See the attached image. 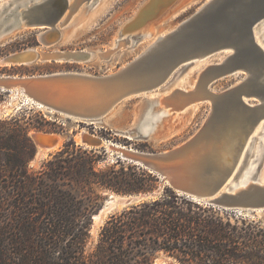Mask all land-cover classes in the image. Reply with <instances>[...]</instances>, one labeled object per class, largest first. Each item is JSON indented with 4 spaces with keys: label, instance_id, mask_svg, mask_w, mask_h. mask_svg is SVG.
<instances>
[{
    "label": "water",
    "instance_id": "95a60500",
    "mask_svg": "<svg viewBox=\"0 0 264 264\" xmlns=\"http://www.w3.org/2000/svg\"><path fill=\"white\" fill-rule=\"evenodd\" d=\"M82 1L85 4L92 3V0H80L72 5L70 0H0V45L4 43L5 37L24 27H51L57 30L69 12V6L72 13ZM165 1L167 4H173L176 0ZM166 8H157L154 0H149L133 18L146 19L145 23L148 17L155 13L159 15ZM145 9H148L149 13H144ZM262 24L264 0H209L177 27L159 36L116 72L104 75L75 71L1 75L0 90L9 94L23 90L34 104L50 111L65 114L69 118L94 121L103 118L126 98L144 94L149 96L151 91L163 86L174 69L186 60L192 62L195 58L229 48L232 53L222 63L211 65L205 70V77L202 79L203 95L191 98L196 100L210 97L213 102L211 115L198 133L166 151L144 152L135 156L138 158L129 157L130 159L123 158L121 154L118 156L144 165L161 178L162 185L167 183L179 193L224 209L264 216V184L260 182V177H255L252 173L249 178L252 181L247 186H239L242 171L238 170L232 177L236 164L235 156L225 155L233 152L238 154L237 151L243 148L244 141L252 135L256 124L264 118V49L254 36V27ZM124 29L125 27L122 31ZM121 32L117 35L118 38H121ZM142 36L139 33L136 41L140 42ZM235 36L238 41L232 39ZM90 54L83 50H70L66 52V58H86ZM59 56L60 54H56L52 59L57 60ZM36 59H39V54L23 50L5 56L0 62L5 65L25 64ZM239 67L247 74L250 73L251 77L256 76L257 81L253 82L254 79L248 77L244 82L222 93L210 91L207 86L210 81ZM255 85H260L261 88L254 90ZM244 95L258 99L259 103L251 105L245 102ZM146 102L150 106L159 104L158 99L154 97H149ZM183 105L185 104L182 103L172 111H178ZM146 112L138 128L139 132L132 130L133 133L148 135L152 131L144 129L147 124L153 126L150 117L153 112ZM221 130L229 133L230 140L227 144L218 141V132ZM38 133L39 135L33 137L37 147L56 143L57 138L54 135L57 133ZM43 134L47 135L46 143L43 141ZM203 137H208V140L203 141ZM91 143L102 144L99 139H93ZM198 150L204 151L202 158L192 156ZM186 162L198 166L192 171L183 172L180 169ZM244 162L243 160L241 166ZM161 190L162 187L153 192L133 194L108 192L105 203L92 217L93 224L96 215L104 207H108L111 201H115L116 196L120 197L118 201L122 202L125 208L156 197Z\"/></svg>",
    "mask_w": 264,
    "mask_h": 264
},
{
    "label": "trees",
    "instance_id": "16d2710c",
    "mask_svg": "<svg viewBox=\"0 0 264 264\" xmlns=\"http://www.w3.org/2000/svg\"><path fill=\"white\" fill-rule=\"evenodd\" d=\"M25 119H0V264H155L161 252L177 264H264V217L179 193L139 164L118 157L98 167L94 149L70 140L30 171L37 150L30 131L59 130L42 114ZM161 187L158 196L112 214L86 251L101 191Z\"/></svg>",
    "mask_w": 264,
    "mask_h": 264
},
{
    "label": "rangeland",
    "instance_id": "374dc122",
    "mask_svg": "<svg viewBox=\"0 0 264 264\" xmlns=\"http://www.w3.org/2000/svg\"><path fill=\"white\" fill-rule=\"evenodd\" d=\"M149 0H92L91 4H81L80 9L71 16L67 24H60L59 39L52 45L46 46L41 43L39 37L45 28L24 27L18 31H14L5 37L4 43L0 45V60L9 54L27 50V49H43L46 51H78L85 50L92 52L90 59L80 60H40L25 64H2L0 62L1 75H29V74H45L58 71H75L93 75H104L116 72L129 61L138 56L152 42L157 35L165 34V32L177 27L183 20L191 16L199 7L208 0H176L175 3L166 6L165 11L159 15L157 13L148 17L147 21L136 20L142 25L132 28L135 23V16L139 10ZM159 1V0H158ZM161 5L162 2H157ZM159 8V7H157ZM134 17V18H133ZM146 18V17H145ZM131 28L125 33L142 34L149 33V36L143 37L140 42H134L133 39L119 40L117 35L123 28ZM261 34L264 38V24ZM124 29V30H125ZM124 32V31H123ZM138 39V37H136ZM106 53L105 57L98 56V53ZM227 50L217 52L208 56L204 60L198 62L193 61L189 64L179 66L167 79V81L156 91L148 95L132 96L124 99L115 108H113L105 117L94 121H83L80 119L69 118L66 115L49 112L40 109L36 105L29 103L23 94L7 93L0 90V119L7 118L12 115H20L21 117H29L39 119L41 114L49 121L55 123L58 128L57 133L62 138L61 145L55 150L48 152L44 156H37L38 147L36 146V154L29 162V170L36 172L40 170L45 161L51 159L53 155L64 147V144L70 140H74L76 145L84 146L88 149H94L102 158L98 167H104L113 163L119 156L117 147L121 145L131 147L145 152H162L170 148L178 146L188 139L192 138L206 124L209 119L213 107V103L209 100L199 101L195 104H188L185 108L178 111H172L173 105L179 103V97L176 95V89L186 92L192 90L199 91L203 70L209 64H217L223 62L227 56ZM247 78V73L243 70L220 77L214 82H209L207 86L213 92L221 93L229 87L241 82ZM182 87H178L180 82ZM149 97L158 99L159 104L148 105L146 102ZM171 106L166 107L167 99ZM249 104L259 103L258 99H248L244 97ZM251 102V103H250ZM148 106V109H147ZM185 106V105H183ZM182 106V107H183ZM179 107V106H177ZM181 107V108H182ZM180 108V109H181ZM28 109V110H27ZM31 109V110H29ZM152 110L153 126L160 130L161 136L158 138H149L146 135L132 133V130H138L140 123L145 117L146 111ZM164 111V112H163ZM163 112V113H162ZM156 120V121H155ZM38 132L34 129L30 134ZM45 132V131H44ZM87 132L97 138L102 139V144L88 146L79 142V135ZM164 132V133H163ZM157 133V132H156ZM132 136L130 137L129 135ZM239 139V137H238ZM230 140L229 133L222 131L218 135V141L223 144ZM112 149H109L110 143ZM257 155V156H256ZM254 160L253 174L264 180V124L263 128L252 141V145L247 151L244 163L240 167V172L246 173V162ZM128 161V160H127ZM132 162V161H128ZM135 163V162H132ZM137 164V163H136ZM145 167L142 164H139ZM146 168V167H145ZM252 171V170H251ZM248 172V174L251 173ZM162 184V183H161ZM103 194L102 205L108 198L107 192L101 191ZM122 210V209H121ZM109 213L104 222L99 226L97 233H94L91 227L89 241L86 251L91 252L98 240L99 233L106 220L114 213ZM237 211V210H236ZM240 212V211H239ZM248 215H253L244 211ZM5 211L0 212V224L5 220ZM264 217V216H257ZM160 257V258H159ZM155 264H177L171 256L164 253H158L155 258Z\"/></svg>",
    "mask_w": 264,
    "mask_h": 264
},
{
    "label": "bare ground",
    "instance_id": "6f19581e",
    "mask_svg": "<svg viewBox=\"0 0 264 264\" xmlns=\"http://www.w3.org/2000/svg\"><path fill=\"white\" fill-rule=\"evenodd\" d=\"M76 1H79L80 2V0H70V5H72L73 3H75ZM209 1V0H208ZM148 2V1H147ZM157 2H162V4L160 5H158L157 4ZM154 3H155V5H156V7H159V8H165L166 6H168L169 4H167L166 3V1L165 0H154ZM81 4H83V1L79 4L78 3V5L80 6ZM79 6H78V8H79ZM77 8V9H78ZM70 9H71V7L69 6V12H68V14H66L65 15V17L62 19V23H60V24H67L69 21H70V19H71V16H73V14L76 12V10L77 9H75L72 13H71V11H70ZM144 13H149V10L148 9H145V11H144ZM144 13H143V15H144ZM70 15V16H69ZM69 16V17H68ZM145 18V17H144ZM137 20H142V18L140 19L139 17H138V19ZM135 23L132 25V28H133V30H134V28H136V27H138V26H140V25H142L141 23H139V22H136V20L134 21ZM129 30H131V28H127V29H125L124 30V32L122 31H120L121 32V38H119V40H121V41H123V40H126L127 38H130V39H133V41L134 42H136V40H137V38L136 37H138V34H129V35H126L125 36V33L127 32V31H129ZM133 30H131V31H133ZM170 31V30H169ZM169 31H167V32H165V34H167ZM261 32H262V28H260V26L259 27H254V36H255V38H256V40L258 41V43L262 46V48L264 49V38H263V34H261ZM165 34H160V35H157L156 37H155V39L152 41V42H150V44L149 45H151L159 36H161V35H165ZM147 36H149V33H143V36H142V38H141V40L143 39V37H147ZM59 37H60V31H58V28H57V30H54V29H51V27H49V28H45V30L40 34V41H41V43L42 44H44V45H46V46H50V45H52V44H54L58 39H59ZM233 40H236V41H238L237 40V36H235L234 38H232ZM148 45V46H149ZM147 46V47H148ZM146 47V48H147ZM145 48V49H146ZM221 50H227V56H229L232 52H230L229 51V48H224V49H221ZM221 50H219V51H217V52H220ZM82 51V50H81ZM83 51H85V50H83ZM25 52H28V53H31V52H34V53H36V54H39V59L40 60H54V59H52V57L53 56H55L56 54H60V56L59 57H57V60H80V59H90V57L92 56V52H89V51H85V52H88V53H91L88 57H86V58H83V57H80V58H78V59H68V58H66V52H69V51H67V50H63V51H46V50H43V49H40V48H37V49H28V50H25ZM73 52H77V51H73ZM216 52V53H217ZM213 54H215V53H212V54H208V55H205V56H202V57H200V58H195L193 61H198V62H200V61H202V60H204L205 58H207L208 56H210V55H213ZM98 56H100V57H105L106 56V53L104 52H102V53H98ZM227 56L223 59V61L227 58ZM192 61V62H193ZM189 63H191L189 60H186L185 62H183L181 65H183V64H189ZM220 63H222V62H220ZM218 64V63H217ZM126 65V64H125ZM124 65V66H125ZM181 65H179V66H181ZM211 65H214V64H209L204 70H203V72H202V74H201V79L198 81V83H201L200 84V89H199V91L198 92H196V90H192V91H190V92H186V91H184V90H181V89H176V91H174V92H177L176 93V95L179 97V103H177V104H175V105H173V108L174 109H176V108H178L177 106H179L180 107V105L182 104V103H184L185 104V106H183L181 109L179 108V109H177V110H182L183 108H185L186 106H188V104H195V103H197V102H199V101H201V100H203V101H206V100H209V101H211L212 102V98H210V97H207V98H205V99H200V98H198V99H196V100H194V99H191L192 98V96H198L199 95V97L201 96V95H203V91H204V88H203V86H202V79L205 77V75H204V72H205V70L207 69V68H209ZM216 65V64H215ZM178 66V67H179ZM177 67V68H178ZM176 68V69H177ZM176 69H174V71L176 70ZM241 70H244V69H242V68H238V69H236L235 71H233V72H228V73H226V74H222V75H220L219 77H216L215 79H213L212 80V82H214L215 80H217V79H219L220 77H222V76H225V75H228V74H235V73H237V72H239V71H241ZM173 71V72H174ZM172 72V73H173ZM171 73V74H172ZM171 74H170V76H171ZM204 75V76H203ZM5 76V75H4ZM169 76V77H170ZM0 77H1V74H0ZM168 77V78H169ZM248 77H251L250 76V73H248L247 74V78H245V80L246 79H248ZM251 78H253L254 80H253V82L254 81H257L256 80V76H252ZM250 78V79H251ZM167 81V80H166ZM165 81V82H166ZM211 82V81H210ZM241 82H244V80L243 81H241ZM241 82H238L237 84H235V85H233V86H231V87H229L228 89H230V88H232V87H234V86H236V85H238V84H240ZM182 81L179 83V85H178V87H182L181 85H182ZM261 88V86L259 85V86H257V85H255L254 87H253V89L255 90V89H260ZM228 89H226V90H228ZM225 90V91H226ZM211 91V90H210ZM259 91H261V90H259ZM151 92H153V91H151ZM150 92V93H151ZM211 92H213V91H211ZM12 93H14V92H12ZM15 93H19V94H23L25 97H26V100L29 102V103H32V104H34L33 103V101L31 100V98L28 96V95H26L24 92H23V90H16L15 91ZM213 93H216L217 94V92H213ZM222 93V92H221ZM244 97H247L248 99H251L252 97H249V96H247V95H244L243 96V100L245 101V102H247L248 103V101H246L245 99H244ZM167 100V103H166V107H168V106H171V104H170V102H168V97L166 98ZM213 103V102H212ZM34 105H36L37 107H39L40 109H45L46 111H49V112H54V111H50L49 109H47V108H45V107H42V106H39V105H37V104H34ZM116 107V106H115ZM114 107V108H115ZM176 107V108H175ZM212 109H213V107H212ZM173 110V109H172ZM164 112V111H163ZM162 112V113H163ZM212 112V111H211ZM63 115H65V114H63ZM106 116V115H105ZM104 116V117H105ZM151 116V115H150ZM102 119V118H101ZM156 121V120H155ZM208 121V120H207ZM154 123V122H153ZM207 123V122H206ZM263 124H264V118L263 119H261L257 124H256V126L254 127V129H253V132H252V135L249 137V138H247L245 141H244V145H243V148L240 150V151H237L238 152V154H236L235 155V153L233 152V153H230V154H225V155H227V156H229V155H233L234 154V156H235V160H236V164H235V167H234V170H233V173H232V177H234L235 175H236V173H237V171L240 169V166H241V163H242V161L244 160V158L246 157V154H247V150L249 149V147L252 145V141L254 140V138H255V136L257 135V134H259V132L261 131V129L263 128ZM145 130H148V129H152V131L150 132V133H148V135H146L147 137H149V138H151V137H153V138H158V137H160L162 134H161V132H160V130L158 131V128L154 125V126H152V125H150V124H147V125H145V128H144ZM222 131L223 130H221V131H219L218 133L220 134V133H222ZM157 132V133H156ZM133 133V132H132ZM164 133V132H163ZM37 135H39V133L38 132H35V133H33L32 134V137H35V136H37ZM50 135H54V134H50ZM129 135V134H128ZM55 136V138H57V140H56V143L55 144H51V145H39L38 146V151H37V156H44V155H46L48 152H50V151H52V150H56L60 145H61V143H62V138L58 135V134H56V135H54ZM130 137L132 136L131 134L129 135ZM47 137V135L46 134H43V141L46 143V138ZM204 138V137H203ZM93 139H99V140H101V142H103L102 141V139H100V138H97V137H95V136H93V135H90V134H88L87 132H82V133H80V135H79V142H82V143H88V145H93L91 142H92V140ZM242 139V138H241ZM204 140H208V137H205L204 139H203V141ZM206 142V141H205ZM225 144H227V143H225ZM112 145H114V143H110V145H109V149L111 150L112 149ZM114 146H116L117 147V151H119V153L118 154H121V155H123V158H129V157H131V158H138V157H135L137 154H143L145 151H140V150H137V149H134V148H131V147H127V146H121V145H114ZM147 155H149V154H147ZM192 156L193 157H196V158H199V157H201L202 158V156H204V151H202V150H198V152H195V153H193L192 154ZM257 156V155H256ZM130 159V158H129ZM137 162H139V161H137ZM247 165V171H246V173H241V178H240V180H239V186H247V184L249 183V182H251L252 180H250L249 178H250V176H251V174L253 173V168H255L254 167V160H250V161H248L247 163H246ZM197 166L198 165H196V164H194V163H188V162H186L183 166H181V171H183V172H189V171H192V170H194V169H196L197 168ZM252 170V171H251ZM249 171H251V173L250 174H248V172ZM260 180V182L262 183V184H264V180L262 179V178H260L259 179ZM119 196H116V200L115 201H111L110 203H109V206L108 207H104V209L99 213V214H97L96 215V217H95V223L93 224V228H92V230H93V232L94 233H97V231H98V228H99V226L104 222V220H105V218H106V216L111 212V213H113L112 211H116V210H121V209H123L124 208V204L122 203V202H119L118 200H119Z\"/></svg>",
    "mask_w": 264,
    "mask_h": 264
}]
</instances>
